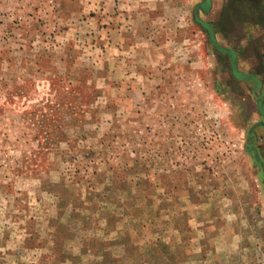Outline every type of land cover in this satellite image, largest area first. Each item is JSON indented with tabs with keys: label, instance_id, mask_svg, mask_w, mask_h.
Segmentation results:
<instances>
[{
	"label": "rangeland",
	"instance_id": "374dc122",
	"mask_svg": "<svg viewBox=\"0 0 264 264\" xmlns=\"http://www.w3.org/2000/svg\"><path fill=\"white\" fill-rule=\"evenodd\" d=\"M206 1L0 0V264H264V6Z\"/></svg>",
	"mask_w": 264,
	"mask_h": 264
},
{
	"label": "crops",
	"instance_id": "0c3cea01",
	"mask_svg": "<svg viewBox=\"0 0 264 264\" xmlns=\"http://www.w3.org/2000/svg\"><path fill=\"white\" fill-rule=\"evenodd\" d=\"M214 0H211V1H206V3L205 4H207V5H209V4H211V6H212V4H214V2H213ZM227 1V3L229 2V0H226ZM129 3H127V5H128ZM118 5H120L119 3H118ZM258 5H262V6H264V0H261L259 3H258ZM121 15V14H120ZM162 17H164V16H162ZM130 19H135L133 16H131V15H129V14H124V16L123 17H121L120 16V18H119V21H122V22H124V21H127V20H129L130 21ZM200 22L202 23V21L200 20ZM205 25V24H204ZM206 27H207V25H206ZM213 35V34H212ZM218 47V49H223V48H219V46H217ZM263 49H264V47H263ZM223 51H225V52H228V53H233L232 51H229L228 49H224ZM243 75V74H242ZM259 78L257 79V80H259L260 81V79L262 78V76H263V73L262 72H260V74H259ZM241 79H243V78H241ZM262 85V84H261ZM262 102V101H261ZM263 103V102H262Z\"/></svg>",
	"mask_w": 264,
	"mask_h": 264
},
{
	"label": "flooded vegetation",
	"instance_id": "af4514ba",
	"mask_svg": "<svg viewBox=\"0 0 264 264\" xmlns=\"http://www.w3.org/2000/svg\"><path fill=\"white\" fill-rule=\"evenodd\" d=\"M216 45H218L217 42H216ZM230 55H231L232 59L235 60V54H234V53H230ZM236 69H237V67H236V65H234V71H235V74H236L237 77H239V74H240V73H239ZM239 78H240V77H239Z\"/></svg>",
	"mask_w": 264,
	"mask_h": 264
},
{
	"label": "water",
	"instance_id": "95a60500",
	"mask_svg": "<svg viewBox=\"0 0 264 264\" xmlns=\"http://www.w3.org/2000/svg\"><path fill=\"white\" fill-rule=\"evenodd\" d=\"M239 77H240V78H244V79L247 78V76H244V75H242V74H239Z\"/></svg>",
	"mask_w": 264,
	"mask_h": 264
}]
</instances>
